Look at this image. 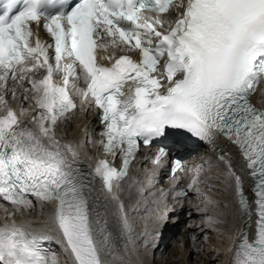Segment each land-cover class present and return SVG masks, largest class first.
I'll return each mask as SVG.
<instances>
[{
  "label": "snow or ice",
  "instance_id": "1",
  "mask_svg": "<svg viewBox=\"0 0 264 264\" xmlns=\"http://www.w3.org/2000/svg\"><path fill=\"white\" fill-rule=\"evenodd\" d=\"M2 7L0 106L6 111L0 115V199L11 206L9 216L30 210L33 196L41 210L55 201L49 222L58 228L72 264H125L126 253L112 243L107 213L90 206L93 189L77 166L80 146L56 137L60 118L77 107L71 86L81 105L91 96L100 109L105 152L113 159L123 155L121 167L103 159L92 172L105 198L117 202L124 232L130 234L131 225L117 192L140 144L182 130L216 150L235 181L247 219L233 264H264V108L250 99L264 81V0H4ZM179 8L183 11L165 30L161 14ZM41 25L50 41L41 39ZM121 45L138 50L139 59L125 53L106 64L115 53L98 55V49L106 53ZM29 93L38 94L37 112L25 121L7 97L28 101ZM218 136L234 144L246 162L254 201L234 157L216 144ZM175 146L162 144L154 163L161 165ZM180 168L176 160L173 172ZM200 171L188 189L199 183ZM187 195L181 189L177 198ZM47 239L24 223L3 224L0 264H58L42 246Z\"/></svg>",
  "mask_w": 264,
  "mask_h": 264
},
{
  "label": "bare ground",
  "instance_id": "2",
  "mask_svg": "<svg viewBox=\"0 0 264 264\" xmlns=\"http://www.w3.org/2000/svg\"><path fill=\"white\" fill-rule=\"evenodd\" d=\"M39 32L41 39H45L46 35L41 29H39ZM97 51L98 55H112L115 53L112 60L103 61L106 64L113 62L121 54H135L134 50L125 48L123 45L119 48L110 47L106 53L100 49ZM31 94L29 93V96ZM7 99L13 109L26 105L30 100L24 101L19 96L16 100H13L11 94L8 95ZM3 110L5 108L0 106V111ZM34 114L36 113H29L21 118L30 121L31 116ZM95 121L96 117L91 109L85 107L84 104H79L74 111L59 120L55 128L56 137L62 143L80 146L78 149L80 163L77 166L88 176L93 189L90 206L98 204L100 210L107 213L106 219L108 231L112 234V243L119 254L126 253L124 257L125 264H215V261H217L216 264H233L234 249L245 230L247 217L243 214L241 208H238L235 203H231L234 182L233 178L229 177L227 166L218 160L219 153L217 152L215 155L204 153L197 161L201 164L199 168L202 171L199 176L201 181L199 194L188 193V197L183 200V205L170 216L172 219L176 216V221L172 223V220L169 219L160 226V237L159 240H156L157 244H155L154 240L151 242L152 237H150V240L143 238V229L148 228L140 224L139 219L136 215H133L131 210L129 201L133 199L136 193V187L132 185V182L127 179L124 184H120V189L117 192L128 214L131 225V233L129 234L122 230V225L119 223L117 202L105 198L108 194L103 190L102 181L96 178L92 172L93 163L90 160V153L94 145L90 146L89 144L91 138L89 134L95 133V130L99 128ZM216 144L220 146L222 151L234 157V168L242 176L244 189L247 193V188L251 187V184L243 159L234 147L224 139L217 137ZM154 197L157 199V196L154 195ZM143 200L139 198L136 202ZM37 209H41V205L39 207L33 205L30 209L31 213L34 212L33 214L28 213V210L22 217L15 216L13 213L12 221L24 223L29 231L49 237V239L42 242V246L49 250L50 255L58 261V264H72L70 253L64 250L63 238L58 228L55 224L49 222L52 209H54L53 205L44 204L43 210H40V212H37ZM143 216V220L147 223V221H152L153 217L158 216V214L153 213L147 205ZM209 217H212L215 222L209 223ZM255 218L256 215L253 212L252 223L247 229L250 240L254 239ZM2 221L7 223L8 220L2 218V211H0V225ZM175 227L180 231L177 234L174 232ZM40 229L44 230L39 231ZM208 230L212 233L217 231L219 236L222 237L221 240H215L213 237L210 239L216 250L205 247L200 238ZM144 233L146 234V230ZM171 236L176 237L178 242H169ZM180 242L184 244L182 249L178 245Z\"/></svg>",
  "mask_w": 264,
  "mask_h": 264
},
{
  "label": "rangeland",
  "instance_id": "3",
  "mask_svg": "<svg viewBox=\"0 0 264 264\" xmlns=\"http://www.w3.org/2000/svg\"><path fill=\"white\" fill-rule=\"evenodd\" d=\"M189 200V199H188ZM213 209H215L214 207H213ZM28 210V213H30V214H33V213H31L30 212V210L29 209H27ZM40 210L41 209H37V212L39 211L40 212ZM36 212V211H35ZM27 213V214H28ZM24 213H20V216H18V217H22V215H23ZM26 214V213H25ZM15 216H16V214H14ZM170 220H173V222L172 223H174L175 221H176V216L172 219L171 217L169 218ZM174 232L177 234V233H179L180 231H178V229L175 227V230H174ZM213 237V239H215V240H218V239H222V237L221 236H219V234H218V232L217 231H215V232H213L212 233V231L210 232L209 230H208V232H206V233H204V234H202L201 236H200V238H201V240H202V242L204 243V246L205 247H210L211 249H214V250H216V248H214V246L211 244V238ZM173 241V243H176V242H178V239H176V237H174V236H171L170 237V240H169V242H172ZM178 245H179V247L182 249V248H184V244L182 243V242H180V243H178ZM217 257H218V255H216ZM163 260V259H162ZM217 263V261H215V264Z\"/></svg>",
  "mask_w": 264,
  "mask_h": 264
}]
</instances>
